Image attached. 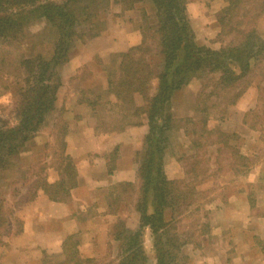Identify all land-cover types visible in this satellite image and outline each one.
<instances>
[{
	"label": "trees",
	"instance_id": "1",
	"mask_svg": "<svg viewBox=\"0 0 264 264\" xmlns=\"http://www.w3.org/2000/svg\"><path fill=\"white\" fill-rule=\"evenodd\" d=\"M113 1L122 10H131L141 0ZM149 2L153 15L142 14L139 25L141 43L111 56L113 66L102 65L105 86L90 82L75 88L81 99L88 87H95L91 92L93 100L87 103L102 111L96 112L99 113L97 130L108 132L138 125L140 116L147 120V134L137 155L138 196L132 207L138 215V227L130 231L121 218L112 225L110 238L118 248L116 264H144L146 254L142 237L146 228L154 237L156 264H182L179 263L182 255L180 259L178 257L180 250L188 244H196V239L190 235L178 242L179 236L170 234V230L178 216L185 215L191 206L199 204L196 184L208 176L205 172L210 167L205 166L209 165L210 159L204 158L207 163L201 165L197 151L218 144L215 141L202 142L201 137L205 134L227 137L219 127L210 126L213 117L210 118L209 113L215 108L220 115H226L227 108L233 106L243 93L240 86L246 84L245 89L250 86V74L254 73L260 82H264V31L258 28L264 21V0H224L225 6L215 15L219 28L216 38L221 42L229 40L218 50L196 41L185 12V0ZM81 12L84 15L80 18ZM104 12V4L100 0H0V43L15 41L25 45L16 43L20 60L12 67L14 75L9 82L13 87L8 91L14 100L13 107L7 113L0 111V173L13 167L14 161L27 153L32 139L47 125V117L54 112L60 87L58 68L69 59L73 51L70 45L74 40H83L84 34L92 38L101 32L105 24ZM36 22H43L44 27L42 33L32 34L27 28ZM77 24H84L86 32H76ZM45 31L48 37H44ZM86 77L90 78L91 74L82 69L76 80L85 83ZM193 81H197L200 88L193 100L194 106L189 110L192 113L186 115L187 110L182 118H175L172 114L173 99ZM260 91L263 94L258 96V102H264V88ZM101 94L112 97L114 102L102 100ZM135 97L140 98V106L135 105ZM257 113V110L247 112L244 120L249 115L256 117ZM179 122H182L184 136L192 137L190 143L195 153L182 158L183 179L167 180L163 173L164 153L169 147L171 134L181 128ZM195 124L199 126L198 130ZM60 125H53L55 134L45 145V151L47 153L54 147L51 153L53 170L61 178L49 183L46 167L41 166L35 172L33 183L34 188L41 189L51 201L68 197L69 191L77 185L75 164L65 156L67 128L64 122ZM255 126L250 124L253 130H256ZM232 136L236 138V135ZM239 160L242 159L237 157V163L231 170L233 173L245 168L239 166ZM217 166V171H220L221 164L217 163ZM111 169L108 167V172ZM120 187L126 190L130 185L122 184ZM3 202L0 196V231L8 222ZM205 228L208 225H202L201 235L206 234ZM72 241V237L66 238L62 246L63 259L54 263L56 257L49 256L43 264L52 261L53 264H92V260L80 258ZM166 244L170 247L161 254V247ZM168 252L173 255L166 261L164 257Z\"/></svg>",
	"mask_w": 264,
	"mask_h": 264
},
{
	"label": "crops",
	"instance_id": "2",
	"mask_svg": "<svg viewBox=\"0 0 264 264\" xmlns=\"http://www.w3.org/2000/svg\"><path fill=\"white\" fill-rule=\"evenodd\" d=\"M140 2L148 5L147 9L139 6V3L131 10H122L114 5L115 12L105 18L104 31L84 42L57 70L61 85L56 93L53 114L66 125L65 156L73 160L77 172V185L69 191L68 197L51 201L41 189L34 188L35 173L24 176V169L50 162L51 156L48 159L45 154V145L52 137L53 128L50 126L43 134L41 130L30 143L27 153L14 161L18 173H7V170L0 173V196L8 214L6 228L0 235V264H43L44 254L55 256L56 260L63 259L62 246L68 237L73 238L74 249L81 259L93 262L102 260L107 257V245H115L110 238V229L117 218L125 220L126 228L130 230L138 227V215L132 207L138 196L140 179L137 155L147 134V120L145 116H140L138 125L108 132L97 130L96 117L99 113L96 112L100 109H93L87 103L93 100L91 92L94 87H88L89 90L80 99L81 94L74 83H78L76 76L85 68L97 75L93 85L104 87L105 78L99 73L94 60L111 67L114 65L110 63L112 55L141 43L139 25L142 14L153 15V7L149 0ZM223 7L224 2L215 3L214 0H187L188 21L198 43L203 36H213L217 32L215 15ZM197 87L198 83L193 81L186 88ZM191 96H188V100ZM101 98L114 102L110 96ZM173 101L174 108L176 97ZM141 104L140 98L135 97V105ZM258 104L256 94L245 93L236 103L238 108L232 112L236 118L229 121L230 129H222L224 133H235L237 140L240 139L237 150L242 156L238 157L243 161L251 157L254 161L239 173L226 171L224 174H229V180L225 183L229 186L228 192L222 198L210 200L204 208L212 215L208 222L211 235L221 237L222 243V236L236 242V238L242 236L240 244L246 250L251 246H246L248 241L245 235L264 240V142L260 141V134L244 120V115L256 111ZM186 115H191L189 109ZM185 137L182 136V148L190 143ZM207 150L211 167H214L215 162L217 165L215 153L218 149L210 152L208 147ZM108 167L112 168L110 172ZM163 173L167 180L184 177L183 165L181 167L167 149L163 158ZM59 177L51 171L47 174V181L52 183ZM122 184L130 187L124 190L120 187ZM145 238L142 240L147 242ZM250 253L246 252L240 257L250 260ZM197 256L210 260L211 255L204 257L198 252ZM112 257L117 261L118 256ZM257 258L264 260V251H260L255 260Z\"/></svg>",
	"mask_w": 264,
	"mask_h": 264
},
{
	"label": "rangeland",
	"instance_id": "3",
	"mask_svg": "<svg viewBox=\"0 0 264 264\" xmlns=\"http://www.w3.org/2000/svg\"><path fill=\"white\" fill-rule=\"evenodd\" d=\"M53 1V0H52ZM57 1V0H55ZM187 3V0H185ZM101 4H104V9L105 12L102 16L103 20H105L106 17L110 16L113 14V12H115V3L113 0H100ZM215 3L218 2H224V0H214ZM141 3V4H140ZM137 5V4H136ZM135 5V6H136ZM139 6L147 9L148 5L144 4L143 2H139ZM225 6V3H224ZM186 9V7H185ZM186 12V10H185ZM84 14L81 12V15L79 16L80 18L83 16ZM187 15V12H186ZM188 18V15H187ZM149 20H152L151 18H149ZM44 27V23L43 22H36L32 25H30L27 29L30 33L32 34H39V32L42 33V29ZM216 33L213 34V36H203L204 38H202L199 42V44L204 45L212 50H218L221 46L226 45L227 41L229 39H225L223 42H221L219 39L216 38V35L219 32V28L217 26L216 23ZM87 28L84 24H77L76 27V32H86ZM258 28L264 31V21H261L260 24L258 25ZM105 29V24L104 27L100 30L101 32L98 33V35H100V33H102ZM85 30V31H83ZM94 31H97L96 29H94ZM46 33H44V37H48L49 35H47V31H45ZM210 32V31H207ZM47 35V36H46ZM98 35L89 38L86 37L84 34V39L80 40V39H76L74 40V42L70 45V49L73 50L72 52L76 51L77 48H81V45L84 44V42L88 41L89 39H94L95 37H97ZM264 35V34H263ZM39 38V37H38ZM203 42V43H202ZM16 43L18 42H11V43H0V111L3 112H9L12 107H13V99L11 98V93H9L8 91H12V87L13 85L9 82L11 81V76H13V70L12 67H14L17 62L20 60V52L18 50V46L21 45V43H18V46L16 45ZM21 46H25L24 44H22ZM22 49V48H21ZM70 53L69 56L73 55V53ZM113 56V55H112ZM68 61V60H67ZM95 63L98 64V71H100L99 73L102 74V64L98 63V60H94ZM85 68L83 69V71L85 72ZM88 74H91V72L89 71V69L87 70ZM97 75L95 74H91V77L89 78H85L87 79V81L85 83L82 82H78V83H74L77 84V86H79L80 88L82 87V85L85 84H89L91 82V84L93 82H96L95 79H97L96 77ZM197 82V81H196ZM249 82H251L250 86L245 89L246 84H243L240 86V88L243 89V93L241 96H243L245 93L247 94H252V95H257V98L259 95L263 94L261 93V89L264 88V82H260L259 78L256 77L254 75V73L250 74V79ZM198 83V82H197ZM59 85H61V82L59 81ZM244 86V87H243ZM8 88V90L6 91L5 89ZM75 88V87H74ZM200 88V84L198 83V87L196 89H188L187 91H183L181 94L176 96V106L173 108L172 114L175 115V118H182V115L184 113L187 112V110L189 109L190 111L193 108V100L198 92ZM259 88V89H258ZM95 90V87L93 88ZM89 90V89H87ZM79 92V91H78ZM190 99L188 100V96H190ZM82 97V96H81ZM180 99V101L178 100ZM240 99V98H239ZM239 99L236 101V103L239 102ZM183 100V101H182ZM182 102H183V110H182ZM236 103L233 106H230L227 108V113L226 115L218 113V111L216 112L215 108H212L210 114V118L213 117V121H211V127L212 125L215 126V128L219 127L218 129H220L221 132L222 129L225 130L227 128V130H229V121L230 120H234L236 118V115L233 114L232 112H234V109L239 105L236 106ZM260 104L258 105V107H256L257 110V115L256 117H253V115H249L246 120L249 122V124L253 125L256 124L255 129L253 131H256L260 134V141L264 142V102H259ZM185 104V105H184ZM259 110V111H258ZM192 113V112H190ZM48 122L47 125H45L41 130H42V134L48 129V127H52V125H59L61 126V120L57 119V116L55 117L54 114H52L50 117H47ZM180 120V119H179ZM196 121L198 120V117L195 119ZM179 125H181L178 130H174V133L171 134L170 139H169V147L167 148V152H169L171 155H173L175 157V159L177 160L178 163H180V166L182 167L183 162H182V158L187 156V153L190 151V147H191V153H195L194 148H192V144L188 143L187 146L182 148V136L184 137L185 133H184V128L182 129V122H179ZM199 126L195 124V129L198 130ZM55 128L51 129L52 134ZM209 129V127L207 128V130ZM228 132V131H227ZM227 135V137H220L218 136H208V135H203L201 137L202 142H204L205 140H207V143L211 141H215L217 142V146H209V151L212 152L214 149H218L219 152L215 153L217 163L221 164V170L217 171L218 166L216 165V162L214 163V167L210 164V160H208V164L205 167L208 166L209 171L205 172V175L207 176L205 179H203V181H200L196 184L197 186V191L199 192V198L198 199V205H194L191 206L189 208L188 213H186L185 215H181L178 216L176 218V222L173 224L172 229L170 230V234L172 235H178L179 236V240L178 242H182V239L186 240L189 238V236L191 235L194 239H196V244L191 243L186 245L185 247H183V250H180V255H178L179 259L180 256L182 255V259H180L179 263L182 264H264V260H260L256 257H259V253L260 251H264V240L263 239H253L252 237L254 235H245V240L248 241V244H246V246L248 247V245L251 246L250 249L246 250V248H243V245L240 244L243 237H239L236 238L237 242L235 240L232 239H226L222 236L224 243L221 242V237L218 238L217 236L211 235L210 233V228H205V232L206 234L201 235L202 233L200 232V229L202 227V225H208V222H210V218H211V214L206 211L205 208V204L209 203L210 200L212 199H218L222 198L223 196L226 195V193L229 190V186L226 183L227 180H229V174H224L226 171H231L232 168L236 165V160L238 156H242L239 155V151L237 150L238 145H240V139L237 140V135L236 138H234L231 134L229 133H225ZM192 137H187L188 140H190ZM197 138V136L195 137ZM35 138L32 139V141L30 143H32L34 141ZM186 139V137H185ZM39 141V140H37ZM53 148L48 150L47 152V158L49 159L51 156V153L53 152ZM208 147L205 150H198L197 151V155H198V159L201 161V165H205V163H207V161H204V158H208L207 157V153L208 152ZM46 154V151H45ZM43 157V156H40ZM52 159V156H51ZM254 161V159H252L251 157H246L245 160H239L238 164L239 166L243 169L244 167L242 166H248L249 164H251ZM53 160L49 163H44L43 165L40 166H36L33 167V169L30 167L28 169H24L25 170V174L24 176H27L29 174H33L35 173L39 167L41 166H45L46 167V175L51 172L54 171V165H53ZM190 164V162H189ZM188 164V167H189ZM12 166L14 167H9L7 169V173H18L17 172V165L12 164ZM232 166V167H230ZM184 167V165H183ZM204 167V168H205ZM203 168V169H204ZM215 168V170H214ZM214 170V171H213ZM55 172V171H54ZM213 172V173H212ZM56 173V172H55ZM11 176V174H10ZM225 176V177H224ZM13 177V176H11ZM182 179V178H181ZM218 179V180H217ZM50 183V182H49ZM224 184V186H223ZM223 186V187H222ZM233 186L231 185L230 188H232ZM201 192V193H200ZM183 217V219H182ZM137 228V227H136ZM135 228V229H136ZM133 229V230H135ZM130 230V229H129ZM130 230V231H133ZM147 231V233H146ZM3 233V230L0 231V235ZM171 235V236H172ZM145 238V240H147V242H145L144 240V254H146L145 260H144V264H156L155 261V251H154V237L152 236L151 232L149 230H144L143 231V237ZM148 237V238H147ZM201 239H203V241H200ZM234 239V238H233ZM149 242V243H148ZM147 243V244H146ZM73 244V241H72ZM115 245H107V250H106V256L104 257V259L102 260H94V262L92 261V264H116L117 261L112 259L113 255L117 256L118 254V248L116 246V243H114ZM67 245H71L70 243H68ZM170 247V244H166L165 246H162L161 248H163V250L161 251V254H164V250L168 249ZM73 248V247H72ZM198 252H201L204 257L207 255H211L210 256V260H204L201 258H198ZM246 252H251V258L250 260H244L242 257H240L242 254L246 253ZM169 253V252H168ZM197 254V255H196ZM258 254V256H256ZM45 256L42 257V259L44 258V260H47L49 258V255L44 254ZM173 255V253H169L168 255H166L164 257V259L166 261H169L170 257ZM219 256H221V259L219 258ZM234 256V257H233ZM229 257H231L232 259H229ZM248 259V258H247ZM61 260V259H60ZM60 260H54V263L59 262ZM53 264V261L50 263Z\"/></svg>",
	"mask_w": 264,
	"mask_h": 264
}]
</instances>
